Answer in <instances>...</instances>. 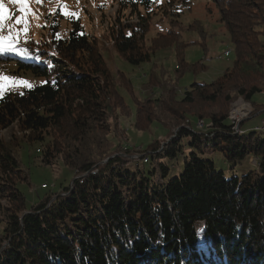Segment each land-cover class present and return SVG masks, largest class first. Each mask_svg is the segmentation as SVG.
Listing matches in <instances>:
<instances>
[{
    "label": "trees",
    "instance_id": "1",
    "mask_svg": "<svg viewBox=\"0 0 264 264\" xmlns=\"http://www.w3.org/2000/svg\"><path fill=\"white\" fill-rule=\"evenodd\" d=\"M122 1L150 16L170 5L175 16L154 25L159 37L176 39L158 51L143 46L146 17L112 28V48L126 62L139 65L174 48L177 75L204 69L185 61L190 41L183 33L198 30L204 37L215 25L228 36L232 64L210 83L192 82L180 92L174 83L162 84L160 91L134 98L137 129L156 121L168 131L162 143L137 149L109 137L118 139L119 117L128 108L79 18L61 33L54 17L48 40H22L17 51L0 53L2 65L13 63L17 72L42 80L0 96V130L16 124L30 137L27 146L39 144L41 163L60 158L74 169L67 187L27 207L17 184L28 172L19 149L0 137V264H264V136L240 125L235 130L228 117L237 98L250 104V116L259 112L252 97L264 92V0H204L217 9L215 21L193 17V6L203 0ZM38 49L43 62L29 57ZM115 73L130 88L125 75ZM155 76L153 71L148 87L155 88ZM185 136L194 148L187 154ZM205 148L219 150L233 166L245 158L255 164L240 177H225L201 156ZM179 154L182 170L168 177L165 159ZM199 243L211 247L206 254Z\"/></svg>",
    "mask_w": 264,
    "mask_h": 264
},
{
    "label": "rangeland",
    "instance_id": "2",
    "mask_svg": "<svg viewBox=\"0 0 264 264\" xmlns=\"http://www.w3.org/2000/svg\"><path fill=\"white\" fill-rule=\"evenodd\" d=\"M0 5H2L0 7V16L4 17L3 24L0 26V47L6 50L17 48L16 43L26 39H31L38 43L48 40L49 21L54 17L59 19L61 33L69 30L71 26L69 20L71 18L80 19L85 32L95 39L107 65L111 69V73L115 75L118 95L122 97L124 104L128 108V114L121 113L119 117L118 124L120 129L117 126L118 139L112 138V134H109L115 145L120 143L123 147L145 149L153 140H159L162 143L167 139V129L156 121L152 122L145 130H139L134 126V98L142 100L151 93L150 90L160 91L162 84L169 87L174 83L180 92L192 82L210 83L220 76L232 64L233 60L232 47L228 36L215 25L204 37L203 34L205 33H201L198 30L185 31L183 33V37L190 41L183 48L185 61L190 64L201 62L205 65L204 69L196 72L186 71L177 75L174 48L173 50H164L160 53L155 52L157 54L151 58V61L142 62L139 65H132L126 62L113 50L112 28L118 27L119 23L134 24L144 17H146L145 28L141 37L144 48L157 50L160 47H166V49L169 46L173 47V41L176 39L159 37L154 27L155 23L162 24L168 18L175 17L171 15L170 5H163L157 8L156 12H151V16L146 14L141 8L139 11V7H136V10L133 9L122 0H17V2L0 0ZM156 7L157 5H153L154 9ZM137 12H140V15ZM216 12L217 9L204 0L195 4L192 9L193 17L202 21H215L219 17ZM18 18H22L20 23H17ZM227 49L230 50V55L222 59L220 55ZM29 57L43 62L40 56V49L34 54H30ZM0 67V76L2 77L0 81V96L7 90L22 91L24 88L34 86L42 81L29 72H17L13 63H8L5 66L0 63ZM117 70L125 75L130 88L120 81L119 76L115 73ZM153 71L159 76H155L151 80L155 88L147 86ZM125 78L122 77L123 82L127 83ZM20 81H27L28 85L19 83ZM252 101L258 106L259 112L249 116L241 124V127L245 132L257 130L264 136V128H261V122L264 120V92L256 93L252 97ZM250 110L249 103L237 98L231 103L229 116L234 118L240 115L245 116L248 113L247 111ZM191 125L193 128L198 126L194 119L191 120ZM0 137L16 150L19 149L18 155L21 166L28 172V179L17 184L18 189L25 194L27 207H30L43 195L56 193L67 187L74 178V169L65 165L60 158L54 164L41 163L36 152L39 144L34 143L30 147L27 146L24 141L30 140V137L27 134L19 133L16 124L0 130ZM189 138L190 136H185L181 140L183 154H187L191 149H194L186 145ZM20 143H23L21 147ZM181 156L182 154H179L175 160L165 159V162L170 167L168 177L177 175L182 170ZM201 156L211 159L215 167L223 171L225 177L233 175L240 177L254 166L253 161H248L246 158L236 162L233 166V163L223 158L219 150L205 148ZM43 183L47 186L43 187ZM2 203L4 204V201ZM198 226L200 228L203 227L200 223ZM200 228L199 233L201 232ZM197 247L199 251L202 250L201 252L205 254L211 248H206L205 243Z\"/></svg>",
    "mask_w": 264,
    "mask_h": 264
},
{
    "label": "built area",
    "instance_id": "3",
    "mask_svg": "<svg viewBox=\"0 0 264 264\" xmlns=\"http://www.w3.org/2000/svg\"><path fill=\"white\" fill-rule=\"evenodd\" d=\"M227 53H229V52H223L220 56H226L227 55ZM246 117H248V116H244V115H240L239 117H235V119H233V128L235 129V130H237L238 128H236V126H237V123H239L242 119H244V118H246ZM262 127H264V120L262 121ZM133 157H136V156H133ZM144 160H146V159H144ZM254 163V162H253ZM255 164V163H254ZM200 225H202L203 226V223L202 222H200Z\"/></svg>",
    "mask_w": 264,
    "mask_h": 264
},
{
    "label": "snow or ice",
    "instance_id": "4",
    "mask_svg": "<svg viewBox=\"0 0 264 264\" xmlns=\"http://www.w3.org/2000/svg\"><path fill=\"white\" fill-rule=\"evenodd\" d=\"M13 2H17V0H13ZM0 7H2V5H0ZM3 19H4V17L3 16H0V26H2V24H3ZM21 20H22V18H18L17 19V23H20ZM4 51H6V49H4L3 47H0V53H3ZM8 51H17V50L16 49H8ZM20 54H23L22 51H21ZM19 83L28 85V82L27 81H20Z\"/></svg>",
    "mask_w": 264,
    "mask_h": 264
},
{
    "label": "bare ground",
    "instance_id": "5",
    "mask_svg": "<svg viewBox=\"0 0 264 264\" xmlns=\"http://www.w3.org/2000/svg\"><path fill=\"white\" fill-rule=\"evenodd\" d=\"M224 52H229V53H227L226 56H221L222 59L227 58V57L230 55V50H229V49L225 50ZM218 58H219V57H218ZM0 80H1V79H0ZM235 104H236V103H235ZM234 106H235V105H234ZM244 106H245V105H244ZM231 109H232V108H231ZM250 111H251V110H250ZM250 111H247L248 113H246L245 116H249L250 113H251ZM242 112H243V110H242ZM241 114H242V113H241ZM229 117H230L232 120L235 119L234 117H231V116H229ZM263 128H264V127H263ZM44 186H45V185H44ZM44 186H43V187H44ZM199 227H200V226H199Z\"/></svg>",
    "mask_w": 264,
    "mask_h": 264
},
{
    "label": "water",
    "instance_id": "6",
    "mask_svg": "<svg viewBox=\"0 0 264 264\" xmlns=\"http://www.w3.org/2000/svg\"><path fill=\"white\" fill-rule=\"evenodd\" d=\"M229 111H230V109H229ZM249 116H250V115H249ZM249 116H248V117H249ZM228 117H229V112H228ZM248 117L242 119L239 123H237L236 128H239V125H240L244 120H246ZM232 125H233V122H232Z\"/></svg>",
    "mask_w": 264,
    "mask_h": 264
},
{
    "label": "crops",
    "instance_id": "7",
    "mask_svg": "<svg viewBox=\"0 0 264 264\" xmlns=\"http://www.w3.org/2000/svg\"><path fill=\"white\" fill-rule=\"evenodd\" d=\"M244 121H245V120H244ZM244 121H243V122H244ZM243 122H242V123H243ZM242 123H241V124H242ZM241 124H240V126H241ZM261 124H262V122H261ZM241 128H242V127H241Z\"/></svg>",
    "mask_w": 264,
    "mask_h": 264
}]
</instances>
